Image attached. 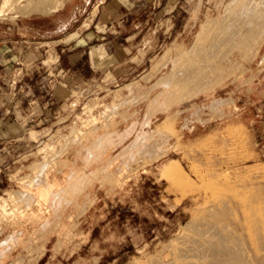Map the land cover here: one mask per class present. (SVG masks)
Returning a JSON list of instances; mask_svg holds the SVG:
<instances>
[{"label":"rangeland","instance_id":"374dc122","mask_svg":"<svg viewBox=\"0 0 264 264\" xmlns=\"http://www.w3.org/2000/svg\"><path fill=\"white\" fill-rule=\"evenodd\" d=\"M58 1L0 0V117L3 100L36 97L16 92L22 76L51 101L48 121L0 144V264H192L213 189L244 196L264 181V7L260 40L231 47L172 101L158 81L232 0H178L128 44L117 40L127 29L95 32L119 35L79 81L58 73V41L47 40L87 22L97 0Z\"/></svg>","mask_w":264,"mask_h":264},{"label":"bare ground","instance_id":"6f19581e","mask_svg":"<svg viewBox=\"0 0 264 264\" xmlns=\"http://www.w3.org/2000/svg\"><path fill=\"white\" fill-rule=\"evenodd\" d=\"M243 1L232 0L228 6L226 5V11L222 13L223 16L221 15L223 23L214 30L213 26H209L212 29L201 34L190 50L182 51L180 56L178 55L174 59L171 70L158 81L169 85V89L163 95L166 99L173 101L176 97L178 100L180 94L188 88L192 81H195L203 73L213 70V65L220 59L222 61V56H227L231 47L235 48L234 45L241 43L242 49L243 47L249 49L260 40L258 37H260L262 26H256L255 20L260 17L259 13L264 5L261 0ZM236 2L240 3V6ZM211 20L208 24L212 23ZM204 27L206 28V25ZM207 29L209 28L207 27ZM242 49L240 48L241 51ZM214 101L219 102L216 99L212 100V102ZM237 189L239 188L237 187ZM243 189L249 192L245 193L246 191ZM213 190V194L215 193L217 198L196 227L198 234H204L207 237H204V243H199L198 247L191 248V253H188L191 257L190 262L192 264H264V181L252 180L243 185L242 190L246 194L244 196L240 195L242 193L233 191L230 186ZM199 239L198 242H200ZM188 241L186 242L188 243ZM188 254L184 252L182 257L186 255L188 257ZM168 260H154L153 262L155 264H171L174 261L173 259Z\"/></svg>","mask_w":264,"mask_h":264},{"label":"crops","instance_id":"0c3cea01","mask_svg":"<svg viewBox=\"0 0 264 264\" xmlns=\"http://www.w3.org/2000/svg\"><path fill=\"white\" fill-rule=\"evenodd\" d=\"M177 1L178 0L95 1L90 8V11L94 10L93 14L90 15L87 22L79 23L72 31L67 33L63 32L56 39L47 40L52 43L53 41H58L54 44L57 51V59L63 60L65 64L58 73H62L64 76L66 75L67 79L70 78L79 81L86 78L87 74L97 72L102 62V56L105 54L108 55L114 50L116 35L119 34H115V37L111 36L110 38H105L104 36L96 35L97 33L95 32L110 31L119 33L122 29H127L129 32L133 33L124 36L119 35L117 40H125L124 44H128V41L134 38L135 31L138 32L149 29L148 21L152 20V16L159 17L165 15L167 13V7H169L171 3ZM121 9L132 11V13L130 16H123L126 14H123ZM111 13H113L114 16ZM127 24H129V27H124V25L126 26ZM73 34H76V36L69 38ZM94 36L95 38H93ZM67 38L69 39L66 40ZM60 41L62 43L61 47L58 46ZM120 44L121 43L117 41V45ZM102 46L106 48L111 47V51L105 50L104 48L101 50ZM29 79H31V77L22 76L20 78L22 81L19 80L20 87H18L16 92L21 91L24 92V96H36L35 98L31 97L25 104H22V99L18 98L17 102L14 101L13 105L11 99L8 102L3 100L4 114L0 117L1 145H6L7 143L22 139L21 130L23 128L37 126L44 123V120L48 121V118H50L48 113L50 111L49 109H51V101H47L48 98H41V96H47L50 92L45 88L43 90L44 94L36 95V90ZM53 95L54 94L51 93L50 96ZM16 129L19 130L18 134L16 133ZM45 185L50 186V191H52L55 186H59L48 180H46ZM40 192L44 193L46 197L51 194L45 191V189L39 190L38 194Z\"/></svg>","mask_w":264,"mask_h":264}]
</instances>
